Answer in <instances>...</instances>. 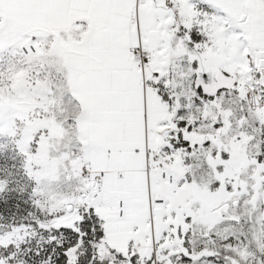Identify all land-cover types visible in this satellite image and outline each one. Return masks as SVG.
Masks as SVG:
<instances>
[{
	"label": "snow or ice",
	"instance_id": "1",
	"mask_svg": "<svg viewBox=\"0 0 264 264\" xmlns=\"http://www.w3.org/2000/svg\"><path fill=\"white\" fill-rule=\"evenodd\" d=\"M0 264H264V0H0Z\"/></svg>",
	"mask_w": 264,
	"mask_h": 264
}]
</instances>
